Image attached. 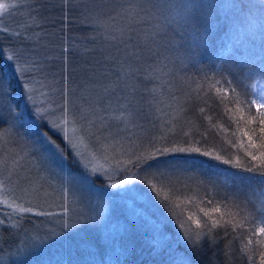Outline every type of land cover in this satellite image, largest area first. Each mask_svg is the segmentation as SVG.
<instances>
[{
    "label": "trees",
    "instance_id": "16d2710c",
    "mask_svg": "<svg viewBox=\"0 0 264 264\" xmlns=\"http://www.w3.org/2000/svg\"><path fill=\"white\" fill-rule=\"evenodd\" d=\"M37 1L22 16H36L53 27L58 37L68 43L81 47L90 45V52L86 55L79 52L76 60L83 67L92 64L95 71H101L105 64L102 62L98 67L97 61L91 57L99 49L98 36L94 28L81 18V6L86 7L90 3V7L95 9L101 4L112 17L119 15L118 23L124 24L121 15L124 4L120 5L118 0ZM146 1L148 5L151 2ZM186 1L201 5L194 15V26L171 21L168 10H164L162 21H155V27L143 29L142 38L135 35L141 22L135 24L136 31L128 37L129 43L124 52L128 74L133 71L132 65L140 72L144 67V71L151 69L152 73V68L157 66V74L161 76L170 65L176 69L174 76L168 80L174 86V93L160 90L166 99L164 104H158V110L165 112L172 109L174 113L176 109L173 111L172 105L178 101L182 108L177 109L178 120L172 123L173 126L163 122L167 128L160 132L156 145L151 148H171L174 145L200 147L212 150L214 155L224 159L239 160L243 167L208 160L195 153L160 157L162 162H176L177 169H183L191 181L196 180L192 191L195 194L191 199L186 198L182 191L174 192L172 189L171 194L166 188H160L161 199L167 197V200L163 203L160 200L161 209L154 210L158 219H144L145 224V221L135 220L127 211L129 220L125 219L121 233L102 237L96 232L89 235L92 239L82 235L73 238V234L78 232L62 230L55 238L36 244L27 243L23 238L25 230L35 231L42 219L22 215L18 220L21 225L0 227V264H260L264 244L258 241H264V234L252 233L264 226L259 224L264 218V176H261L259 167L264 165L259 159L252 160L248 152L259 157V152L264 149L251 147L244 133L248 132L258 146L261 125L258 121L249 124V106H242L234 100H254L253 82L264 78V0ZM154 10H149L151 18ZM88 36H91L90 40ZM9 38L0 36V46L5 48ZM166 49H169L168 52H165ZM158 50L164 53L158 54ZM107 52L106 66L113 60L112 52ZM0 77L4 79L2 74ZM132 83L145 98L138 105L140 112L144 113L143 122H153L148 83L134 78ZM186 89L190 91L183 93ZM230 89L236 90L235 96ZM250 111L251 115L256 114L254 106ZM251 129L255 130V135H252ZM57 143L61 144V141ZM145 149L147 152L148 148ZM65 156L70 159L67 153ZM184 160H205L206 163L189 167L183 163ZM156 162L150 163L155 165ZM131 163L137 171L145 167L138 160ZM253 165H258L257 171L249 173L243 170ZM172 200L173 210L172 203L169 206ZM216 206L221 208V212L211 214L223 226L212 228V221L204 217L199 209L203 207L205 211H210ZM190 214L195 219H201L200 227L188 220ZM241 220H244L242 226L239 223ZM204 221H207V226ZM180 222L184 223V228L179 227ZM233 225L237 226L234 228ZM185 228L195 231L196 236L188 235ZM103 250L107 252L102 253Z\"/></svg>",
    "mask_w": 264,
    "mask_h": 264
},
{
    "label": "rangeland",
    "instance_id": "374dc122",
    "mask_svg": "<svg viewBox=\"0 0 264 264\" xmlns=\"http://www.w3.org/2000/svg\"><path fill=\"white\" fill-rule=\"evenodd\" d=\"M186 2L151 0L148 5L146 0H118L120 5L124 4V11L120 13L124 24L118 23L119 15L112 17L101 4L95 9L90 7V3L86 7L81 6V18L94 28L98 36L99 49L97 53L94 51L97 55L92 53L91 57L97 61L98 67L102 62L105 64L101 71H95L92 64L83 67L76 60L79 52H90V45L84 44L89 47L86 49L76 43H68L58 37L53 27L36 16H22L28 7L32 9L38 3L37 0H0V3L12 5L0 12V36L10 37L6 47L0 46V49L5 56L14 57L13 62L0 59V74L10 88V95L0 97V227L21 225L18 220L22 215L38 216L42 219L38 229L25 230L23 238L27 243L36 244L55 238L62 230L78 232H73V238L80 235L88 238L96 232L108 237L122 232L125 219L129 220L127 211L138 222L157 218L154 213L161 209L162 199L161 196L157 198L149 184H155L157 190L166 188L171 194L173 190L182 191L186 198L193 197L196 180L187 178L183 169L169 168L158 160L155 165L161 166L160 171L165 173L161 177L154 174L155 166H145L137 171L131 163L141 153L153 150L151 147L156 145L160 132L167 128L163 122L173 126L172 123L178 120L179 101L172 105L173 111L176 109L174 113L172 109L158 110V104H164L166 99L160 90L174 93V86L168 80L176 69L170 65L161 76L157 74V66L152 68L153 73L151 69L144 71L142 67L141 73L132 65L133 71L128 74L124 63L128 37L136 31L135 24L141 22L135 35L142 38L143 29L155 27V21H162L164 10H168V18L174 21L177 10L173 6ZM150 9H155L152 18ZM107 51L112 52L113 60L106 66ZM156 52L164 53L162 50ZM15 64L27 69L22 83L27 84L31 92L25 93L22 89L14 72ZM135 71L140 74H133ZM132 77L148 83L153 122H143L144 113L140 112L138 105L145 98L132 83ZM102 85L109 91L105 92ZM253 86L255 99H259L260 93L264 92V78L255 79ZM187 90L190 91L186 89L183 93ZM65 94L76 120L72 124L69 117L68 125L76 149L67 148L61 136L41 124L35 116V108H42L46 110L49 121L60 123L59 106L64 104ZM29 95L31 101L27 100ZM37 125L48 131L53 139L61 141L60 146L70 159H61L50 153V145L45 144L35 132ZM77 150L81 156L74 159L73 154ZM81 159L88 161L87 171L78 163ZM93 167L97 169L94 173L91 172ZM170 203L173 210V200ZM19 206L32 211H13ZM184 230L188 235L196 236L190 228Z\"/></svg>",
    "mask_w": 264,
    "mask_h": 264
},
{
    "label": "snow or ice",
    "instance_id": "6c2138e0",
    "mask_svg": "<svg viewBox=\"0 0 264 264\" xmlns=\"http://www.w3.org/2000/svg\"><path fill=\"white\" fill-rule=\"evenodd\" d=\"M12 5H6L4 3H0V12L6 10L8 7H10ZM177 11H176V15L174 17V20L177 23L182 22L183 25H192L194 26V15L196 10L201 7V5H198L196 3H182V4H177L173 6ZM232 7H235V5H232ZM243 7V6H241ZM141 11H143V9H141ZM119 51V50H118ZM0 59H6L9 62H13L14 61V57L12 55H4L3 49H0ZM27 69H25L23 66H21L20 64H15L14 66V72L17 76V80L19 82H21V86L22 89L24 90L25 93L31 92V88L27 85L22 83V77L25 73ZM119 78V77H118ZM219 82H217L218 84ZM104 91L108 92L109 89L107 86H103ZM234 96L236 93L235 89H230L229 90ZM6 95H10V88L8 87V82L5 81L4 79L0 78V97L6 96ZM221 99H223L221 97ZM27 100L31 101L32 97L29 95L27 96ZM235 103L240 104V105H244L247 104L249 106V115H250V119L248 120V123L251 124L253 121H258V123L261 125V127L259 128V133H260V144L257 146L256 143L253 141L252 136H250L248 134V132H245L244 135L248 136V141L251 147H259L260 149H264V92L260 93V98L259 99H254V100H250V101H240L238 98H236L234 100ZM69 100L67 99V95L65 94L64 97V104L60 105V111H61V115H62V120L60 121V123H57L55 120H51L49 121L47 119L46 116V110L42 109V108H35V116L39 118V120L41 121V124L45 125L48 129H51L53 132H56L58 135L61 136L62 140L65 142V145L67 148H71V149H76L77 145L73 142V137L69 135V131H68V125L70 123L69 117H71V123L75 124L76 120H75V116L73 115V113L71 112L70 108H69ZM254 106L256 109V114L253 116L251 115V107ZM201 111H203L201 109ZM243 119V118H241ZM73 132L76 131V128L73 127ZM250 131H252V135H255V130L251 129ZM35 132L38 133L39 137H41L43 139V142L47 145H50V153L53 156H59L61 159H66L65 156V149L61 148L60 144H58L56 142L55 139H53L49 134L48 131L45 130H41L40 125H37ZM175 153H195L198 154L199 156L202 157H206L208 158V160H216L219 161L223 164H230L233 167L236 168H241L243 167L239 160L233 161L230 159H224L222 158L220 155H214L212 150H202L200 147H193V146H186V147H179L174 145L171 148H153V150L149 153H141L139 156H137V160L139 161L140 165L143 166H147L148 168H153L155 166L156 172L154 174H159L161 177H163L165 175V173L163 171H160V167L159 165H154V163H150V162H155L158 161L160 159V157H165V156H169ZM248 155L251 157L252 160L256 161V160H260L261 165H264V151H260L259 152V157L255 154H253L252 152H248ZM81 156V153L77 150L74 154H73V158L75 159L76 157ZM78 163L81 164L82 168L87 171L89 168V164L88 161H85L83 159L78 160ZM184 164L188 165L189 167H197L200 165H203L206 163L205 160H200V161H195V160H184L183 161ZM166 166L172 169H175L177 167V163L173 162V161H167L165 162ZM244 171H247L249 173H252L254 171L258 170V165H253L252 167H247L243 169ZM97 169L95 167L91 168V172H96ZM259 171L261 176H264V167H259ZM69 181H71V177H68ZM112 187H115L116 185H111ZM149 187L151 188V190L153 192L156 193V196L158 199H160V192L157 190V187L155 184H149ZM262 195H264V193H262ZM190 199V198H189ZM165 200H167V197H165L163 200H161V202L163 203ZM209 203H211V201H209ZM169 206H170V202H169ZM225 208H227V206H225ZM13 211H19L21 213H26V212H31L32 209L31 208H25L22 206H19L17 208H14ZM67 211V209L65 208V212ZM199 211L201 213H203L204 217H207L209 220L212 221V228H216L218 226H223L220 224V220L214 219L211 213H220L221 212V208L219 206L213 207L212 209H210V211H205V209L203 207H201L199 209ZM39 214H43V215H50V213H37ZM220 219H223V214H221ZM244 219H247V217H245ZM188 220H192L197 227H200L201 225V219H195L194 216L192 214H190L188 216ZM240 226L243 225L244 220H241L240 222ZM255 223V221H254ZM205 226H207V221H204ZM260 225H264V218H262L259 221ZM237 225H233V227L235 228ZM180 228H184V223L180 222L179 224ZM253 235H261L264 234V226H260L258 228H256L255 232L252 233ZM249 243H251V239H249ZM258 243L264 244V241H258ZM246 248V246H245ZM261 255V260H260V264H264V252L260 253ZM249 260L252 259L251 256L248 257Z\"/></svg>",
    "mask_w": 264,
    "mask_h": 264
}]
</instances>
